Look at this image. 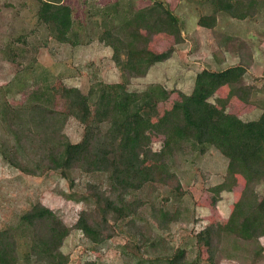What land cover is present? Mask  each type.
<instances>
[{"label": "trees", "instance_id": "obj_1", "mask_svg": "<svg viewBox=\"0 0 264 264\" xmlns=\"http://www.w3.org/2000/svg\"><path fill=\"white\" fill-rule=\"evenodd\" d=\"M205 1L211 9L198 16L200 28H215L220 15L244 20L264 14V0ZM37 2V20L52 39L74 47L93 41L110 47L120 79L92 81L87 91L73 87L66 111L40 103L15 106L0 87L2 160L26 175L57 174L66 181L63 197L82 206L68 225L52 208L40 201L32 203L14 223L0 229V264H68L69 256L61 247L72 230L93 245L116 236L125 238L124 264H220L223 238L231 244L258 242L264 236V102L259 115L245 121L212 101L221 87H227L228 99L237 95L244 103L255 102L257 88L245 80L252 60L246 42L227 35L225 41L238 43L237 63L221 70L201 69L192 91L181 93L154 118L156 106L169 99L170 91L159 82L142 89H130L129 84L169 59L174 45L185 41L183 17L162 0L142 8H135L132 0H116L92 6L83 22L74 18L65 0ZM158 34L172 36L174 45L152 50L149 42ZM24 38L20 35L18 40L25 44ZM23 44L6 46V58L15 62L17 56H26L29 50ZM72 120L80 128L77 139L65 131ZM151 132L163 136L158 149L152 148ZM210 149L225 157L247 185L221 231L202 226L194 232L198 252L189 259L187 249L171 241L177 231L196 221L186 197L195 207L205 191L234 182L225 176L197 197L190 186H184L179 175L184 169L179 168L186 156L204 155ZM76 172L89 177L81 187ZM203 246L213 250V262H201ZM248 251L249 264H256L263 258L264 246L257 244L255 251Z\"/></svg>", "mask_w": 264, "mask_h": 264}, {"label": "rangeland", "instance_id": "obj_2", "mask_svg": "<svg viewBox=\"0 0 264 264\" xmlns=\"http://www.w3.org/2000/svg\"><path fill=\"white\" fill-rule=\"evenodd\" d=\"M114 1L116 0H65L72 7L74 18L83 22L92 6H103ZM152 1L132 0V4L135 8H142ZM162 1L184 18L185 41L174 45V39L170 35L153 36L149 42L152 50L159 52L173 45L175 50L169 59L153 65L146 76L132 79L129 88L142 89L148 83L159 82L168 89L171 93L169 99L160 102L155 108L154 118L160 116L173 101L180 99L181 93L188 94L192 91L198 71L203 68L221 70L237 63L239 52L235 45L238 43L225 41L229 35L242 39L247 44L252 60L245 80L254 83L257 88L252 97L255 102L244 103L237 95L228 99L227 87H221L212 101L242 120L256 118L261 111L260 103L264 102V14L244 20L220 15L215 28L206 29L197 27L198 16L211 9L205 0ZM256 7L258 8L257 5ZM37 9V0H0V87L7 90L6 98L10 103L15 106L47 104L66 111L73 87L87 91L92 81L115 82L120 79L119 71L111 59L110 47L97 41L75 47L58 43L50 37L46 27L38 22ZM20 35L25 37V44L18 40ZM10 44H23L29 52L26 56H17L16 61L11 62L4 51ZM249 54L243 50V56L249 58ZM65 131L72 139H77L80 128L72 120L68 122ZM150 138L152 148L158 149L163 136L151 132ZM181 169H184L179 174L181 181L184 186H190L193 197H197L203 188L221 182L225 176L234 178L229 186L202 193L198 196L195 207L192 205V198L186 197L185 203L194 213L196 221L188 224L185 231H177L171 241L175 246L185 247L188 258L192 259L198 252L194 232L202 226L210 231H221L247 183L215 149H210L204 155H187L186 162L179 170ZM75 175L80 187L89 179L79 172ZM174 183L175 181L171 182ZM65 189L66 181L55 173L26 175L9 166L0 157V229L14 223L20 213L36 201L52 208L66 224L72 225L82 206L65 199L62 194ZM125 241V238L116 236L93 245L79 231L72 230L61 250L68 254V264H85L88 260H94L96 264H124L126 258L122 255V245ZM239 242L241 241L234 243L238 247L235 250L231 241L222 239L220 264H249L251 255L248 250L255 251L257 244L264 246V236L258 242L255 241L257 244L252 242L241 245ZM261 255L263 258L257 259L256 264H264V254ZM214 258L210 247L201 248L202 263H211Z\"/></svg>", "mask_w": 264, "mask_h": 264}]
</instances>
